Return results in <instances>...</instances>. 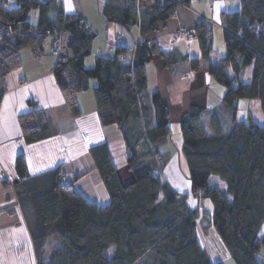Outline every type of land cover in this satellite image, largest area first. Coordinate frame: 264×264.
<instances>
[{
	"label": "trees",
	"instance_id": "1",
	"mask_svg": "<svg viewBox=\"0 0 264 264\" xmlns=\"http://www.w3.org/2000/svg\"><path fill=\"white\" fill-rule=\"evenodd\" d=\"M59 1L0 0V67L17 70L21 50L41 56L48 37L51 47L59 41L61 54L52 73L66 104L72 115L80 116L76 95L91 88L90 80L97 81L93 92L99 124L120 130L133 179L121 181L106 141L91 145L94 168L110 199L100 205L88 200L74 181L63 183L59 166L32 176L23 155H17V179L2 187L15 198L0 209V219L10 217L0 227L22 221L36 264H47L45 249L51 239L59 246L48 264H222L205 247L211 225L236 264H263L258 256L264 246L259 235L264 224V124L250 114L238 119L237 112L239 100L257 99L264 115V0H244L240 10L223 11L226 55L215 63L210 62L214 23L202 21L193 30L201 61L225 92L215 107L190 105L179 118L180 153L188 168L184 175L178 163L189 185L184 191L164 179L167 162L175 154L179 162L180 154L163 149L176 145L171 111L158 91L148 90L145 66L153 54L168 68L188 61L192 70H199L200 60L138 41L131 62L121 59L129 58V50L117 45L112 58L96 56L87 67L85 58L92 54L97 34L78 14L65 13ZM189 1L106 0L102 17L126 29L138 25L145 36ZM33 10L39 13L35 25L28 20ZM249 66L251 78L245 83L242 74ZM19 127L26 143L50 134L42 109L21 114ZM211 176L225 189L210 184ZM209 199L212 211L206 206Z\"/></svg>",
	"mask_w": 264,
	"mask_h": 264
},
{
	"label": "crops",
	"instance_id": "2",
	"mask_svg": "<svg viewBox=\"0 0 264 264\" xmlns=\"http://www.w3.org/2000/svg\"><path fill=\"white\" fill-rule=\"evenodd\" d=\"M105 1H59L62 3L65 13L78 14L97 34L92 44V54L88 56L91 57L89 59L91 67L95 63L96 56L112 58L117 45L129 50L128 61L131 62L138 41H145L147 44L153 42L162 50H173L179 56L200 60L202 68L199 70H192L188 61L179 62L173 68H168L162 57L153 54V59L145 66L148 90L150 92L158 91L171 111L172 133L174 130L178 132L179 118L188 106L197 105L203 108H212L221 102L225 87L210 75L206 62L201 61L202 55L197 36L192 40H187L184 36L176 37L175 33L180 26L191 31L202 21L214 23L219 29L215 31V27H212L213 44L217 40L222 45L217 50L214 44V53L210 62L215 63L219 57L226 55L223 42L224 33L220 24L221 14L223 11L240 10L239 6L244 1L238 4H229L228 9L226 0H214V8L209 11L207 1L190 0L188 5L180 6L175 12L176 14L169 20L159 21L155 24L156 29L145 36H141L138 25L126 29L117 23L106 21L102 17ZM118 35L121 37L119 40L116 37ZM51 43L52 40L48 37L47 45L41 56L35 55L29 49L21 50L22 64L21 68L17 70L4 72L0 67V95L2 96L0 106V207H4L5 203L7 206L10 205L8 201L12 202L15 198V193L11 189L2 187L4 182L10 187L13 184L7 180L6 174L16 175L13 171L14 159L20 154L26 160L30 175L44 173L59 166L68 182L74 181L75 187L88 200L100 205L108 203L110 199L103 179L94 168V160L89 152L91 145L106 141L121 181L127 183L133 179L129 166H127V147L120 130L117 126L102 128L99 124L96 112L97 103L93 92L97 81H91V88L76 95L81 115L78 117L72 115L64 99V94L52 73L58 57L51 55ZM86 62L85 59V65ZM251 70V66L244 70L243 82L247 83L250 80ZM228 73L230 72L228 71ZM238 107V112L241 108L247 111L246 118L240 119L246 120L250 114L259 124H264V115L259 109L261 106L257 99H241L238 102ZM33 109L44 111L50 134L43 140L26 143L21 136L19 116ZM254 110L258 111L260 116H255ZM81 132L84 133L87 140L82 139ZM181 141L182 139H177L174 142L176 145L170 144L163 148L172 153L177 150L180 154L179 162L176 160V154L171 156L163 175L164 179H168L176 190L184 191L189 185L187 178L181 175L180 169H178L179 164L183 166L182 153H180ZM263 231L264 224L259 234L262 237H264Z\"/></svg>",
	"mask_w": 264,
	"mask_h": 264
},
{
	"label": "rangeland",
	"instance_id": "3",
	"mask_svg": "<svg viewBox=\"0 0 264 264\" xmlns=\"http://www.w3.org/2000/svg\"><path fill=\"white\" fill-rule=\"evenodd\" d=\"M243 1L244 0H226V3L228 4V9H229V4H233V3L238 4L240 2L242 3ZM241 6L242 4L239 6V8H241ZM3 7L4 9H7L9 5L7 6L3 5ZM208 7H209V3H208ZM38 15H39L38 11L33 10L29 13L28 20H30L35 25L36 22H38L39 20ZM213 27H215L214 28L215 31H218L219 28L216 25H213ZM218 42L217 40H215L214 42L215 48H217V50H219L220 47H222V45L220 44L221 42L219 43ZM225 51H226V48L224 45V52ZM85 59L87 60L86 62L87 67H91L90 66L91 64L89 63L90 61L89 59H91V57H86ZM185 76L187 77V75ZM91 81H95V80L92 79L90 80V82ZM259 109L261 113L263 114L261 107ZM253 113L255 116H260L259 112L256 110H254ZM246 115H247V111L241 108V110L238 112L237 118L238 119L243 118V117L246 118ZM173 132H174L173 133L174 142H176L177 139H182V134L180 132V123H179V129H178L179 133L176 132L175 130ZM81 133H80V136L83 139V136L81 135ZM182 164H183L182 171L184 174H187L188 168H187V164H185L184 158H183ZM13 176H14L13 180L15 181V179H17V176L15 174ZM13 180H8V181L13 182ZM210 184L218 187L219 189L220 188L223 190L225 189V184H222L221 180H219L216 176H211ZM207 203H208L207 204L208 210L212 211L213 205H212L211 200L209 199ZM5 207H7L6 203L4 207L1 206L0 209H3ZM2 219H4L6 222V220L10 219V217L8 218V214H6ZM2 219H0V221ZM207 220L208 219H204L203 223H206ZM210 227L211 228L209 229L208 234L204 237L205 246H206V249L210 257L214 259L215 261L222 262V264H236L233 258L230 257V254L227 248H225L221 238L218 236L215 227H213L212 225ZM262 235L264 236V231ZM57 246L59 245H57V243L52 239L50 240V243L47 244L46 249H45V256H46L47 264L49 263L51 259L50 255L52 254L54 248H56ZM261 246H262L261 253L259 254L258 257H260L261 262L264 264V246L263 245ZM0 264H36V259H35V256L33 255V249L30 243V239H29V236L27 235L26 228L24 224L22 223V221H20L17 224V226L6 224V226L0 227Z\"/></svg>",
	"mask_w": 264,
	"mask_h": 264
},
{
	"label": "built area",
	"instance_id": "4",
	"mask_svg": "<svg viewBox=\"0 0 264 264\" xmlns=\"http://www.w3.org/2000/svg\"><path fill=\"white\" fill-rule=\"evenodd\" d=\"M200 1V0H199ZM209 3V10L212 11L214 6L213 3L214 0H205ZM0 35H2V32L0 31ZM176 37H181L184 36L187 40H192V38H194L196 35L194 34L193 30L189 31L187 29H185L184 27L180 26V28L177 29L176 33H175ZM117 39L119 40L121 37L118 35L116 36ZM60 42L55 40L53 41L52 47L50 48V53L51 55H54L56 57H59L61 54L60 51ZM121 59H123L124 61H128V59H126L124 56L121 57ZM81 135L83 136L84 140H87V137L84 135V133H81ZM7 179L8 180H13L14 176L12 174H7ZM63 183H67L68 180H66V178H62Z\"/></svg>",
	"mask_w": 264,
	"mask_h": 264
},
{
	"label": "snow or ice",
	"instance_id": "5",
	"mask_svg": "<svg viewBox=\"0 0 264 264\" xmlns=\"http://www.w3.org/2000/svg\"><path fill=\"white\" fill-rule=\"evenodd\" d=\"M69 7H70V5H69Z\"/></svg>",
	"mask_w": 264,
	"mask_h": 264
}]
</instances>
